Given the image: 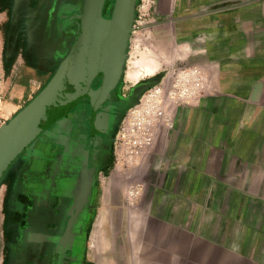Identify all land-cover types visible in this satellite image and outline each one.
<instances>
[{"label":"crops","instance_id":"obj_1","mask_svg":"<svg viewBox=\"0 0 264 264\" xmlns=\"http://www.w3.org/2000/svg\"><path fill=\"white\" fill-rule=\"evenodd\" d=\"M153 1L155 41L169 40L161 66L201 67L209 92L198 106L178 107L162 130L136 172L135 203L125 202L123 174L100 182L83 262L264 264V0ZM15 61L1 73H16ZM26 71L0 78L9 117L49 74ZM23 176L4 183L0 264H18L9 193L23 190Z\"/></svg>","mask_w":264,"mask_h":264},{"label":"flooded vegetation","instance_id":"obj_2","mask_svg":"<svg viewBox=\"0 0 264 264\" xmlns=\"http://www.w3.org/2000/svg\"><path fill=\"white\" fill-rule=\"evenodd\" d=\"M10 1L5 58L8 52L18 53L24 47L27 60L40 64V46L49 24L44 8L41 5L35 20L24 10L13 9L18 0ZM46 10L51 17L49 4ZM61 11L68 14L73 10L64 6ZM66 21L58 22V29ZM155 82L148 78L126 85L124 71L105 103L99 107L87 98L82 100L17 163L13 174L20 177L23 170L24 187L19 191L14 187L9 199L12 250L18 264H84L82 245L88 239L101 176L113 169L119 127L128 110ZM99 85L100 79L94 88Z\"/></svg>","mask_w":264,"mask_h":264},{"label":"water","instance_id":"obj_3","mask_svg":"<svg viewBox=\"0 0 264 264\" xmlns=\"http://www.w3.org/2000/svg\"><path fill=\"white\" fill-rule=\"evenodd\" d=\"M84 0L81 11L60 15L78 25L77 37L66 58L46 86L0 128V185L9 170L55 123L80 102L101 106L119 84L127 58L138 0ZM100 79L98 88L95 82Z\"/></svg>","mask_w":264,"mask_h":264},{"label":"rangeland","instance_id":"obj_4","mask_svg":"<svg viewBox=\"0 0 264 264\" xmlns=\"http://www.w3.org/2000/svg\"><path fill=\"white\" fill-rule=\"evenodd\" d=\"M38 1H39V5H37ZM38 1L27 0L28 3H26L25 5V0L24 1L22 0L20 3L18 0L17 2H15L13 9L24 10V13L32 15V19L35 18L36 20V16L40 15L39 13L41 12V5L44 8L45 17H47V22H49V24L47 23L48 25H46V28H47L45 30L46 35H45V38H43L44 39L43 43L40 46L41 47V57H42L41 63L37 64L35 63V61L27 60L26 56L24 55L25 51L23 47L19 49V52L17 53V56H16L17 59L15 62L17 63L16 68L18 69L16 73H11L8 70L7 75H6L4 73H1V68H0V78L6 77L9 82H11L16 77L21 78L22 76L21 79H24L26 75L25 73H27L26 68H29L35 71L34 77L36 79L41 77L39 74L41 67L46 68V69L48 68L49 69L48 77L44 79L43 81H37V83H33V87H35V90L32 92L34 93L32 95V99L46 86L48 81L52 78L58 65L69 54L72 48V45L74 44V41L77 37L78 25L74 21L67 20L65 22L67 23V25L62 29H58V22L60 23L59 16L63 14L61 11L62 8L64 6H69L70 9H72L73 11H81L83 2H84V0H38ZM10 2H11L10 0H0V65L2 63H3L2 65H5L6 63H8V61H6V58H5V54L7 53V51L5 50V44H6V39H7L6 31H8L9 21H10L9 20L10 19L9 18ZM48 4L50 7V10H52L50 11L52 13L51 17L47 16L46 9H47ZM113 5H114V0H111L109 4V8H107L106 6V9H105L106 17H109V14L111 15ZM154 5L155 4L153 0H150V1L138 0L136 18H135V22L133 26V32L131 35V42H130V47H129V56L127 58V62H126L125 69H124L126 85H129V82H130L129 80H127V76H128L127 73L129 71L138 70L137 69L138 67L136 66L137 62L141 63L142 65L151 63V61L159 63L160 68H159V71L155 75L144 76L138 80V81H141L142 79L154 78L156 79L155 84L158 83L159 78L163 76V73H166L171 67L187 65L186 63H179V64H174L171 66H163V67L161 66L160 61L165 60L164 54L166 53L168 54L169 49H167V47H161L160 44L163 43L164 46H166L169 40L166 39L162 41L161 43L155 41L154 31L158 27L160 22L159 20H157V18L154 17ZM36 34H38L39 36H42L41 31H37ZM35 41H36V44H38L39 40L36 39V37H35ZM161 54L164 57H162ZM142 61L144 62V64ZM1 98H2V104L0 105V117L2 116L6 118L8 122L10 119H12L13 116H15L16 113L13 116L9 117V113H6V111H4L6 109L5 97H1ZM32 99H30V101ZM29 102H27L24 106H22V108L25 107ZM20 159L21 157L13 165V167L9 170V172L7 173V175L5 176L4 180L2 181L0 185V222H1V215H2V192L4 189L3 187L5 185L4 183L8 179V177L13 173V170L16 167ZM141 167L142 166L115 168V165H114L113 169L110 172V176L108 177L101 176L100 182L108 183L109 178L111 177L112 174H116V175L117 173L118 175L123 174L125 177H123L121 181H122V184L124 185V190H125V202L128 203L129 201L127 198L126 189L130 185L139 184L136 172Z\"/></svg>","mask_w":264,"mask_h":264},{"label":"built area","instance_id":"obj_5","mask_svg":"<svg viewBox=\"0 0 264 264\" xmlns=\"http://www.w3.org/2000/svg\"><path fill=\"white\" fill-rule=\"evenodd\" d=\"M208 92L205 74L199 66H175L163 73L160 81L146 90L125 114L115 141V168L142 166L162 130L175 121L177 108L198 106ZM1 102L2 99L0 105ZM6 122L1 116L0 128ZM142 192L140 184L128 186V201L135 203Z\"/></svg>","mask_w":264,"mask_h":264},{"label":"bare ground","instance_id":"obj_6","mask_svg":"<svg viewBox=\"0 0 264 264\" xmlns=\"http://www.w3.org/2000/svg\"><path fill=\"white\" fill-rule=\"evenodd\" d=\"M145 62H147V61H145ZM143 64H144V62H143ZM136 66L138 67L137 68L138 70L129 71L127 73L128 74L127 80L136 82L141 77L155 75L159 71L160 65L158 62L151 61V63L145 64V65H142L141 63L137 62Z\"/></svg>","mask_w":264,"mask_h":264},{"label":"trees","instance_id":"obj_7","mask_svg":"<svg viewBox=\"0 0 264 264\" xmlns=\"http://www.w3.org/2000/svg\"><path fill=\"white\" fill-rule=\"evenodd\" d=\"M110 1L111 0H108L107 1V4H106V6H107V8H109V4H110ZM106 9V8H105ZM108 15V14H107ZM109 16H110V14H109ZM16 52V50H14L13 51V53L12 52H8V56H6V61H8V63H6L5 64V66L7 65V68H9V66L10 65H12V63L16 60V56H17V53H15ZM12 62V63H11ZM35 67V66H34ZM160 79H161V77L159 78V81H160ZM158 81V82H159ZM113 167H114V165H113ZM110 172L111 171H108L106 174H105V176H109L110 175Z\"/></svg>","mask_w":264,"mask_h":264}]
</instances>
